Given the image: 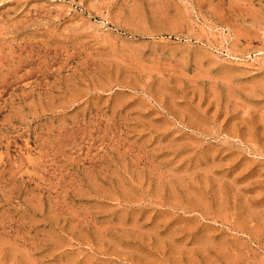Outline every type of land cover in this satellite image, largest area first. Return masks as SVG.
Segmentation results:
<instances>
[{"label": "rangeland", "instance_id": "374dc122", "mask_svg": "<svg viewBox=\"0 0 264 264\" xmlns=\"http://www.w3.org/2000/svg\"><path fill=\"white\" fill-rule=\"evenodd\" d=\"M0 264H264V0H0Z\"/></svg>", "mask_w": 264, "mask_h": 264}]
</instances>
